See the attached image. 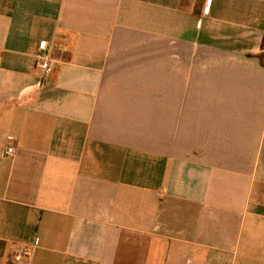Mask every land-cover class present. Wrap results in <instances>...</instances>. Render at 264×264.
<instances>
[{"label": "crops", "instance_id": "0c3cea01", "mask_svg": "<svg viewBox=\"0 0 264 264\" xmlns=\"http://www.w3.org/2000/svg\"><path fill=\"white\" fill-rule=\"evenodd\" d=\"M205 1L0 0V264H264V0Z\"/></svg>", "mask_w": 264, "mask_h": 264}, {"label": "built area", "instance_id": "2783aa9c", "mask_svg": "<svg viewBox=\"0 0 264 264\" xmlns=\"http://www.w3.org/2000/svg\"><path fill=\"white\" fill-rule=\"evenodd\" d=\"M210 0H206L204 11H207L209 8ZM36 67L38 68L42 78L48 76L52 72V61L49 52V44L47 42H41L39 45V53L36 56ZM4 155L13 156L14 150L8 148L4 151ZM29 250L27 248H19L14 254V259L16 261L21 260L22 258L27 257Z\"/></svg>", "mask_w": 264, "mask_h": 264}]
</instances>
